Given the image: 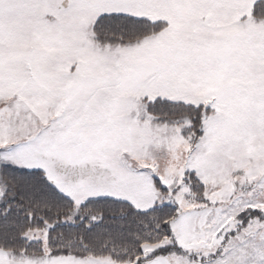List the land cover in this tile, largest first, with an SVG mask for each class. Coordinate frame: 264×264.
Returning <instances> with one entry per match:
<instances>
[{
    "label": "snow or ice",
    "instance_id": "obj_1",
    "mask_svg": "<svg viewBox=\"0 0 264 264\" xmlns=\"http://www.w3.org/2000/svg\"><path fill=\"white\" fill-rule=\"evenodd\" d=\"M0 264H264V0H0Z\"/></svg>",
    "mask_w": 264,
    "mask_h": 264
}]
</instances>
